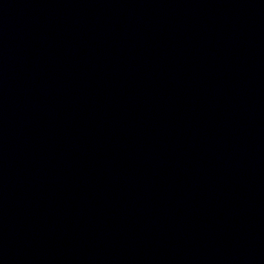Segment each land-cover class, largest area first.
<instances>
[{
    "label": "water",
    "instance_id": "obj_1",
    "mask_svg": "<svg viewBox=\"0 0 264 264\" xmlns=\"http://www.w3.org/2000/svg\"><path fill=\"white\" fill-rule=\"evenodd\" d=\"M0 264H264V0H0Z\"/></svg>",
    "mask_w": 264,
    "mask_h": 264
}]
</instances>
